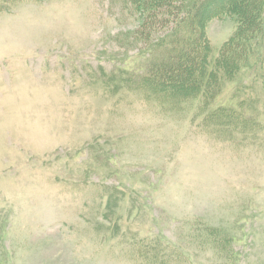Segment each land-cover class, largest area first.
I'll use <instances>...</instances> for the list:
<instances>
[{"label": "rangeland", "instance_id": "rangeland-1", "mask_svg": "<svg viewBox=\"0 0 264 264\" xmlns=\"http://www.w3.org/2000/svg\"><path fill=\"white\" fill-rule=\"evenodd\" d=\"M219 16L210 98L127 0H0V264H264V33Z\"/></svg>", "mask_w": 264, "mask_h": 264}, {"label": "trees", "instance_id": "trees-1", "mask_svg": "<svg viewBox=\"0 0 264 264\" xmlns=\"http://www.w3.org/2000/svg\"><path fill=\"white\" fill-rule=\"evenodd\" d=\"M214 1L127 0L129 12L132 14L133 12H140L141 15H147L146 19L154 18L152 21H149L153 25L152 29L156 26L165 28L173 24L172 32L160 37V40H163L162 46L158 43L155 48L151 47L158 53L159 62L157 61L158 63H155L145 72L149 77L147 80L161 85L167 91L177 93L174 88L173 79L176 74L183 72V70L191 69L193 80L186 90L187 93L190 92L187 95L201 92L202 86H205L206 95L214 98L217 95V88L223 84L224 74L227 72L235 74V60L228 61L227 59L232 54L237 56L234 50L229 53L222 51L219 53V60L215 64L210 63L208 58L209 54L212 53L209 40L205 36V22L214 17H221L219 16L220 13L221 15L231 14L232 16L239 17L240 24H244L243 28L249 27L255 29V33H264V0H257L253 3L250 0L249 5L247 4V0H227V10L223 11H217L213 7ZM241 31V27L237 29L235 36L227 44L229 45L230 43L232 47H237L235 46V40L241 35ZM239 42L242 43V41ZM243 47H245L246 53H253L249 46ZM261 48L264 49V38ZM177 52L186 53V55H183L184 57L178 60L175 59ZM170 58H174V60L171 62ZM166 60L168 61L166 62ZM262 64L264 68V63ZM172 67H175L176 70H172ZM261 74L264 76V71ZM157 93L169 97V95L163 92Z\"/></svg>", "mask_w": 264, "mask_h": 264}]
</instances>
